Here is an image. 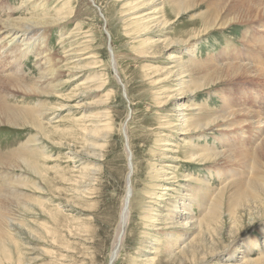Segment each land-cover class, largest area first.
Listing matches in <instances>:
<instances>
[{
  "label": "rangeland",
  "instance_id": "obj_1",
  "mask_svg": "<svg viewBox=\"0 0 264 264\" xmlns=\"http://www.w3.org/2000/svg\"><path fill=\"white\" fill-rule=\"evenodd\" d=\"M1 1L5 5L10 2L11 5L17 7L21 4L19 0ZM193 1L197 2L196 5L180 14L181 17L178 19L173 11L180 0H95L99 10L101 8L100 11L87 0H50L51 7L48 12L51 16H55L57 7H63L66 4L73 10L74 15L81 18L75 20L74 23H69L62 30L65 36L70 38H68V42L70 41V44L82 42V46L86 47L89 44L88 47L91 48L85 52L84 57L87 59L82 60L83 58H81L82 61H79L84 69H76L75 78L70 79L68 85L61 88L60 94L50 96V100L47 101L53 110L42 120L45 129L44 146L46 150L44 149V154L39 156V162H37L41 165L42 177L27 170L25 174L32 177L33 181H30V186L41 182L44 191H41V186L37 187L35 191L20 186V190L24 191L31 199L27 204L29 207L33 206L35 202L42 203L41 201L45 198V203L42 205L46 211L42 212L38 207L35 212H30L25 208L19 209L14 200L0 195V216L5 218L13 216L17 220L14 222L15 227L11 230L8 224L6 228V231H11L16 245L14 242L6 245L7 242L4 241L6 233L3 232L4 234L0 236V250L1 248L7 249L9 246L8 248L14 254L17 263L22 258V264H110L121 204L126 194L128 160L122 125L128 123L127 133H129L130 146L134 152V162H136L134 175L136 195L133 200L134 210L130 227L126 230L124 246L120 256L113 264H190L189 258L193 255L196 259H200L201 263L199 264H228L223 259L226 255L225 246L231 243L234 237L239 239L245 237L244 234L241 235L243 229L239 233H234L233 230L249 227L250 217L246 216L247 214L243 213L245 221L239 218L235 228L226 213L219 223L212 222L210 225L206 223L200 230L194 226L196 220L200 218L197 208L194 214L196 215L195 220L183 217L189 223L180 222L181 225L169 228L162 225L164 220L162 223L155 220L148 223L140 216L145 212V206H143L145 202L146 204L148 202L150 206L153 205L152 209H155L156 206H164V204L155 203L153 200L151 204L148 199H145L149 196L147 191L151 189L153 177H156L157 174L156 171L166 170L172 165V170L178 172L176 175L180 177L177 181L179 184L185 182L181 173L189 175L191 172L194 175L198 173L207 175L200 166L193 168L183 160V162L178 161L180 158H184L185 151L184 142L179 138L182 132L164 128V123L169 121L179 125L180 113L178 110L182 106L177 107V103L188 106L195 99V104H198L197 108L209 102L210 104L207 105H211V108L215 109L221 107L223 102L209 94L210 86L201 92L199 97L192 98L190 94H183L186 98L178 99L177 103L176 98L180 94L175 96L176 93H170L171 90L178 91L175 85L179 79V76L175 75L178 66L171 57L178 55L185 59V62L189 60L188 55L182 54L179 48L183 49L185 41L204 28L207 20L219 7L216 5L220 0L214 6H212L211 0ZM132 2L134 5H144L139 10L148 22L161 19L163 14L171 15L170 20L177 21L167 29H163L162 32L159 28H153L152 25H149L150 28L145 31L143 21L137 22L139 19H136L138 16L134 15L136 11ZM5 11L6 6H0V14H5ZM102 12L103 15H101ZM13 15L19 16V11ZM23 17H27V15L23 14ZM79 23L81 25L78 30L76 25ZM258 23H261V20ZM249 27L236 24L231 26L229 31L221 29L218 30V33L208 35L204 40L198 42L196 49L198 58L213 57L220 60L224 51H226V55L228 54L234 59H236V51H240V56L252 54L255 57L254 54L257 53L252 48L247 50L249 44L243 42L244 36L249 31L248 37L255 34L262 39L264 32L252 27L249 29ZM60 38L61 33L56 30L50 35V47L58 58L64 55ZM169 40L174 41L175 44H167L166 41ZM69 43L67 44L70 45ZM230 47L231 49L233 47L234 50L231 51ZM251 50L252 52H250ZM92 51H95L98 57H92ZM258 56L261 58L264 55L258 54ZM113 57L117 61V70L123 84L126 85V90L114 75L116 71L112 68ZM263 58L261 59L264 61ZM75 60L77 59H72L69 62L75 63ZM36 62V59L32 57L26 60L25 70L28 71L30 67L35 68ZM167 70H173L174 75L167 76ZM180 70H191L195 79H198L201 74L193 69ZM218 75L228 76L223 69L219 73L212 74L211 78H217ZM65 78L67 79V77ZM233 78L234 81L222 79L220 81L222 83L217 86L225 88L226 93L232 88L231 93L237 90L240 95L241 92L256 90L260 94L261 106L264 107V78L251 77V79L242 78L240 80L239 75L236 77L238 80ZM205 80L202 78L200 83L203 84ZM169 94L174 95L173 100H168L164 109L160 108L159 102ZM15 97L22 101L21 96L17 97L16 95ZM233 98L234 101H232L235 103L239 98L241 101L244 96L235 95ZM31 101L28 99L23 101L26 103H19V105L28 104ZM188 112V110H184L182 113L185 116ZM103 113H107L106 123L110 125V132L106 137L99 134L95 140L96 137L85 133L87 131L85 128L92 130L89 119L91 116L99 115L101 118ZM199 116L198 111L196 117ZM100 121H103L101 124L103 126L106 120L101 118ZM212 131L217 134L216 128ZM212 131L207 132V138L200 140L208 147L216 142L213 138L215 133ZM34 133L35 131L30 128H16L5 124L0 126V156L18 149ZM168 134L174 135L176 139L169 141V137H165ZM181 138H185V136ZM164 139L176 147L161 146L165 142ZM93 143L97 145L96 149L93 147ZM162 155H169L172 159L179 157V159H177L178 162L164 161ZM71 157H76L75 162ZM93 166L97 170L87 172ZM193 170L195 172H192ZM18 172L24 173L21 169ZM0 174L1 188L10 182L12 177L9 176L6 169L1 168ZM220 183L216 177L211 179L210 186H208L209 189L217 190L214 193L216 198L218 190L220 191L222 186ZM175 187L179 188L177 185ZM228 189V197L233 195L234 202H237L236 190L233 187ZM0 191L2 190L0 189ZM149 191L152 192V190ZM184 194L188 195L185 189L181 196L183 197ZM21 197L26 200L23 193ZM22 198L19 200L22 201ZM225 211H229V209ZM159 212L160 217L165 214V210ZM182 215L186 216L187 214ZM222 221L223 223H221ZM43 224H46L47 229ZM157 227L161 230H154ZM253 229L248 232L252 234ZM172 231L183 236L179 248L183 246L188 249L186 257L183 259L181 253L169 255L163 249L162 244L154 240L162 238L161 236ZM259 233V229H255L253 236L255 234L260 236ZM213 243L217 244L216 248H212ZM159 246L161 247L159 248ZM236 256L237 258L229 260L230 263L236 264L240 255ZM152 257H155L153 261ZM0 264L16 263L9 262L8 258L0 251Z\"/></svg>",
  "mask_w": 264,
  "mask_h": 264
},
{
  "label": "bare ground",
  "instance_id": "obj_2",
  "mask_svg": "<svg viewBox=\"0 0 264 264\" xmlns=\"http://www.w3.org/2000/svg\"><path fill=\"white\" fill-rule=\"evenodd\" d=\"M87 1H90L99 10V6L95 0ZM218 1L211 0L212 6ZM2 2H0V6H6V11L5 14H0V126H4L5 124L16 128H30L35 133L18 149L0 156V169H6L9 176L12 177L10 182L0 188L2 190L0 193H3L0 195L14 200L19 209L25 208L30 212H35L37 210L36 207H38L42 212H45L46 209L42 205V203H45V198L41 201L42 203L35 202L33 206L29 207L27 204L31 199L20 188L26 187L35 191L37 187L41 186V191H44L41 182H36L33 186H30V181H33L32 177L29 174V177L25 174L27 170L42 177L41 165L37 163L39 162V156L43 155L46 150L44 146L45 129L42 120L53 110L47 101L50 100V96L60 94L61 88L68 85L69 80L76 75H74L76 69L83 68V65L79 61L87 59L84 55L91 47H88L89 44H87V48L82 46V42L70 44V41L68 42L69 37L67 38L65 33L62 32L69 23H74L78 18L81 19L79 16L74 15L73 10L70 7L68 8L66 4L63 7H57L55 16H51L48 12V9L51 7L50 0H19L21 2L19 7L11 5L10 2L8 5ZM193 3L194 5L192 6ZM196 3L193 0H180L174 7L173 14L178 16L177 18L179 19L181 17L180 14L193 8ZM132 4L134 5V2ZM216 6L219 7L210 16L211 18L207 20L204 28L191 35L185 41L183 49L179 48L182 54L188 55L189 60L185 62V59L178 55L171 57V59L176 61L175 63L178 66L175 75L176 77L179 76V79L175 85L178 91L171 90L170 93H176L175 96L180 94L176 98L177 103L178 99L186 98L183 94H190L192 98L195 96L199 97L201 92L210 86V90H208L209 94L223 101L222 106L212 109L211 105H207L208 102L206 105L197 108L198 104H195V99L188 106L187 104L177 103V107L182 106L178 110L180 113L179 125H175V122L171 121L164 123L165 129L180 130L179 133L182 132L180 136H185V138L179 137L184 142L185 151L184 158H180L178 161L187 162L193 168L200 166L207 175L201 173L194 175L191 172L189 175L181 173L185 182L179 184L177 181L180 177L176 175L178 172L172 170V165L166 170L156 171V177H153V184L150 187L151 189H149L152 192L148 190L147 194L149 196L145 197V199H148L150 203L153 200L155 203L164 204V206H156V208L153 207L155 209H152L151 206L153 205L150 206L148 202L147 204L145 202L143 204L145 212L141 213L140 216L148 223L152 222V220L161 221L162 223V220H164L162 225L169 228L181 225L180 222L186 223L187 221L183 217L195 220L196 215L194 214L197 208L200 218L196 220L194 226L200 230L206 223L208 225L212 222L219 223L226 213H228L227 218H230L234 225L233 228H235L237 220L239 218L244 220V214H247L246 216L250 217L248 222L249 227H240L233 230L234 233H239L243 229L241 235L244 234L245 237H241V239L234 237L233 241L225 246L226 255L223 257L224 262L233 264L229 260L237 258L236 255L238 254V256L240 255L238 261L234 260L236 264H264V107L261 106L260 94L256 90L241 92L240 95L237 90L231 93L232 88L226 93L225 88L217 86L222 83L220 82L222 79L231 81L234 79L233 77L236 79L238 75L240 76V80L242 78L251 79V77L256 79L264 78V61L261 59L264 56L261 58L258 56V54L264 55V52H262L264 51V36H262V39L255 34L248 37L249 31L244 36L243 42L247 45L249 44L247 50L252 48L257 53L254 54L255 57L252 54L250 56L248 54L240 56V51H236V54L234 52L236 59H234L228 56V54L226 55V51H224L220 60L213 57L204 59L198 58L196 51L199 41L204 40L208 35L218 33L221 29L229 31L230 27L236 24L248 25V27L250 26L264 32V0H220ZM142 7L144 5H134L136 11L134 15L138 16L136 18L139 19L137 22L143 21L145 31L150 28L149 25H152L153 28H159L162 32L163 29H167L177 21L170 20L171 15L163 14L161 19L148 22L146 21L147 18H144L141 15V10H139ZM17 11H19V16L15 17L13 14H16ZM23 14L27 15V17H23ZM103 14L102 12L101 15ZM260 20L261 23H258ZM80 25L81 23L76 25L78 30ZM54 30L61 33L60 44L62 45V51L64 50V55L60 58L53 53L50 47V35H52ZM166 43L175 44L172 40L166 41ZM226 48L225 50H227ZM232 49L230 47L231 51ZM92 55V57H98L95 51H92ZM31 57L36 59L37 64L35 68L30 67L31 69L29 68L27 71L25 70L27 66L25 61ZM75 58L77 59L75 63L69 62ZM81 58L83 59L80 60ZM232 59L234 61L231 62ZM115 60L114 58L112 65V68L116 71L114 75L117 81L123 84L121 75H119V71L117 70V61ZM180 69H193L199 71L201 74L198 79H195L191 70L181 71ZM223 69L227 72L228 76L218 75L217 78H211L212 74L219 73ZM173 73V70H167L166 72L167 76L174 75ZM202 78L206 79L203 84L200 83ZM123 86L126 90V85L123 84ZM16 95L17 97L21 96L22 101H20L21 99L17 100L16 97L14 98ZM235 95L238 97L244 96V98L241 101L239 98L234 103L233 97ZM173 98L174 95L171 96L169 94L164 100L162 99L159 102L160 108L164 109L167 101L173 100ZM28 99L32 101L28 102V104L19 105V103H26L23 101ZM184 110L189 111L185 116L182 113ZM198 111L200 118L196 117ZM106 117L107 113H103L101 118L106 120L104 121L105 123L107 122ZM99 118L100 115L91 116L89 123L92 124L90 125L92 130L85 128L87 130L85 133L94 137L99 134L103 135V137L109 135V123H104L102 126L103 121H100L101 118ZM127 124L122 125L128 160L126 194L121 204L119 223L112 246L113 251L110 261L113 263L122 252L126 230L131 224L130 220L134 210L133 200L136 195V191L134 190L136 162H134V152L130 146L131 141L129 133H127ZM214 128H216L217 134L212 131ZM208 131L215 133L213 138L216 140L209 147L200 141L208 137ZM212 135L214 134L212 133ZM165 137H169V141L176 139L174 135L169 134L165 135ZM97 138L94 139L97 140ZM168 143L165 141L161 146L172 145V147H176L173 143ZM92 145L94 148L97 147L95 143ZM162 157L164 161L171 160L175 162L179 159V157L172 159L169 155H162ZM71 159L75 162L76 157H71ZM212 164L215 166L212 167ZM20 169L24 173L18 172ZM96 170L97 168L93 166L87 172ZM192 172L195 171L193 170ZM216 177L222 185L220 191L218 190L217 198L214 194L217 190L208 188L211 179ZM176 185L180 189L176 188ZM232 187L236 190L237 202H234L233 195L228 197V188ZM184 189L188 195L184 194L182 197L181 194ZM159 192L162 193L159 194ZM22 193L27 201L21 197ZM19 198H22V201ZM236 208L238 209L235 210ZM227 209L229 211H225ZM161 210H165V214L162 217L159 214ZM182 214L187 215L184 216ZM14 222H17V220L13 216L7 218L0 216V236L4 234L3 232L6 233L4 236V241L8 243L6 245L13 242L16 245V240L10 231L11 228L15 227ZM7 224L10 228L8 231H6ZM43 226L47 229L46 224H43ZM158 228L154 230H161ZM252 229L253 233L250 234L248 231ZM255 229H259L260 233L258 235L260 236H256V234L253 236ZM161 237H157L158 239L155 238L154 240L162 244L166 253H169V255L181 253L182 259L186 257L188 249L183 246L179 248L183 236L178 234V232L172 231ZM216 246L217 244H212V248H216ZM8 247L7 249L1 248L2 254L8 258L9 262L22 264V258L17 263L14 254ZM159 248H156L157 251ZM154 258L152 257L151 260L153 261ZM189 260L190 264L201 263L200 259L195 258V255L190 257Z\"/></svg>",
  "mask_w": 264,
  "mask_h": 264
},
{
  "label": "water",
  "instance_id": "obj_3",
  "mask_svg": "<svg viewBox=\"0 0 264 264\" xmlns=\"http://www.w3.org/2000/svg\"><path fill=\"white\" fill-rule=\"evenodd\" d=\"M110 264H113V262L110 261Z\"/></svg>",
  "mask_w": 264,
  "mask_h": 264
}]
</instances>
